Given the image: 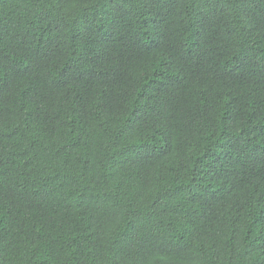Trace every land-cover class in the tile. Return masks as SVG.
I'll list each match as a JSON object with an SVG mask.
<instances>
[{"label": "trees", "instance_id": "16d2710c", "mask_svg": "<svg viewBox=\"0 0 264 264\" xmlns=\"http://www.w3.org/2000/svg\"><path fill=\"white\" fill-rule=\"evenodd\" d=\"M0 264H264V0H0Z\"/></svg>", "mask_w": 264, "mask_h": 264}]
</instances>
